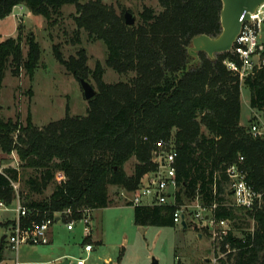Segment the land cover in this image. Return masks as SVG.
Instances as JSON below:
<instances>
[{"label": "trees", "instance_id": "16d2710c", "mask_svg": "<svg viewBox=\"0 0 264 264\" xmlns=\"http://www.w3.org/2000/svg\"><path fill=\"white\" fill-rule=\"evenodd\" d=\"M18 4L51 24L64 6L73 5V44H79L80 31H86L89 38L105 44L108 67L119 75H133L106 83L99 66L89 70L82 47L64 59L54 45L55 58L75 78L86 79L92 73L96 94L87 100L85 114H66L43 127L34 125L29 114L24 123L0 117V153L15 151L20 162L18 167L2 168L0 198L7 205L13 201L11 181H18L21 168L32 170L25 180L26 200L20 196L29 209L23 222L68 208L78 217L84 207H107L109 187L137 189L144 174L158 170L156 142L171 139L176 151L174 200L165 205H134V224L174 225L173 212L182 199L198 197L216 220L231 225L224 242L233 254L219 264H264V136H254L250 125L239 122L240 80L224 62L237 57L231 51L212 58L199 52L198 60L188 66L193 59L187 51L191 39L220 33L221 1L158 0L159 11L144 6L138 22L126 25L123 15L100 0H0V19ZM27 39L23 55L19 37L2 40L0 35V82L7 67L15 75L24 68L33 76L40 49L31 35ZM243 84L249 90L250 107L261 112L264 123V65L246 76ZM131 158L134 168L126 174L124 165ZM233 164L261 192V208L249 211L232 204L226 169ZM57 171L64 175L61 182L54 180ZM49 187L46 199H31L30 193L40 194ZM243 215L253 219L254 227L237 237L232 231L242 227ZM2 249L3 243L0 260Z\"/></svg>", "mask_w": 264, "mask_h": 264}, {"label": "rangeland", "instance_id": "374dc122", "mask_svg": "<svg viewBox=\"0 0 264 264\" xmlns=\"http://www.w3.org/2000/svg\"><path fill=\"white\" fill-rule=\"evenodd\" d=\"M94 0H80L86 3ZM102 4L112 8L117 15H123L129 11L138 22L139 13L144 6L160 10L158 0H100ZM75 7L66 5L62 8V14L51 24L40 16L32 14L24 4L14 6L3 19H0L1 39L9 37L20 38L21 51L25 55L27 52V37L31 35L38 43L40 49L39 65L35 69L32 77L21 68L17 75L13 74L10 67L5 69L4 76L0 82V117L18 119L25 122L27 115L38 127H43L49 122L63 118L66 114L83 115L88 107L84 98L82 88L77 78L69 73L65 67L57 61L54 55V45L59 46V51L64 59L74 55L76 50L82 47L86 53V64L90 71L97 66L103 70L102 79L106 83L125 81L127 77L133 75H119L108 67L106 60L105 44L99 39H91L86 31H80L79 44H73L74 30L76 28L73 15ZM32 32V33H31ZM259 40L264 48V20L260 26ZM87 81L96 89L95 79L90 72ZM240 123L243 126L250 124H261L262 114L249 105V90L240 80ZM20 164L15 151L9 154L0 153V168L12 166L18 167ZM135 159L131 158L124 165L126 174H131L134 168ZM17 192L25 201L28 189L25 184L26 178L32 172L31 169L19 168ZM61 171L55 173V182L61 175ZM147 174L141 178L144 185ZM138 187V188H139ZM49 187L42 193H30L31 199L41 201L48 197L51 192ZM29 194V193H28ZM123 194V195H122ZM125 195L128 192L122 187L110 186L109 197L112 202H126ZM232 199V198H231ZM174 200L171 198L169 201ZM142 204L147 205L153 201L152 195L142 196ZM195 200L182 199L178 204L183 210L186 227L181 223L174 225L138 226L132 220V207L117 203L98 212L99 219H95L97 231L102 233V245H94L91 251L92 256L86 259V264H103V258H109L111 264H152L153 259L157 264H219L221 260H227L230 252L225 243L217 242L212 236V230L201 220L193 219V207ZM13 200L7 205V209H0V223L6 219L15 218ZM183 205V206H181ZM97 214V213H96ZM240 229H234L232 233L240 237L242 231L252 230L254 221L243 215L239 222ZM61 220L54 221L52 227L61 226ZM228 227L231 228V225ZM78 225V230H81ZM77 230V231H78ZM8 231L7 226L0 224V243H3L2 255L4 261L1 264H15V252L6 247V240L1 238ZM78 234V232H77ZM80 237L74 240L68 238L64 232L57 234L52 245H26L25 255L18 256V261H39L44 260L53 254L57 249L68 251L69 264L76 263V257H85L84 252H80ZM78 250V251H76ZM61 251V253L63 252ZM18 252H20L18 250ZM98 252V254H96ZM90 255V254H89ZM97 255L99 258L96 259ZM64 261V258L57 263Z\"/></svg>", "mask_w": 264, "mask_h": 264}, {"label": "built area", "instance_id": "2783aa9c", "mask_svg": "<svg viewBox=\"0 0 264 264\" xmlns=\"http://www.w3.org/2000/svg\"><path fill=\"white\" fill-rule=\"evenodd\" d=\"M264 20V3L261 4L255 13L250 14V18L243 22L241 29L232 44L230 51L237 57V61L225 60L227 68L238 76L239 80L253 73L256 68L264 65V50L260 40V26ZM250 130L254 136H264V123L250 124ZM173 141L169 139L160 140L156 142V149L154 155L156 156L159 166L156 172L147 174V180L144 185L128 192L125 195L126 202L131 205H141L142 196L152 195V204L165 205L170 204L169 201L173 198L176 188L174 159L176 151L173 147ZM242 156L239 157L238 162H241ZM2 172V168H0ZM226 173L229 176V188L232 192V204L235 207L243 208L245 210L254 211L262 206V194L256 191L253 186L246 180L245 173L239 168L238 164H233L227 167ZM64 180V175L61 173L58 182ZM11 186L14 190V201L16 205L14 210L16 212L15 218L11 221L6 233L7 247L17 253L18 250L27 244L39 245L47 244L49 242L48 232L50 226L55 219L64 218L66 220L67 229H72L77 223L81 224L82 230L88 234L92 224V210L89 207H84L80 210V216L73 217L71 210L65 209L54 213L52 216H45L40 220H31L23 222L29 209L22 204V200L17 192L18 182L11 181ZM123 195V194H122ZM173 202V201H172ZM183 206V205H181ZM215 206V205H213ZM0 209H7V204L0 198ZM193 219L195 221L201 220L207 227L212 230V236L217 242H224L228 235L230 228L228 222L224 219L216 220L210 211L202 205L198 197L195 198L193 207ZM183 210L177 207L173 212V222L181 223ZM225 247H229L227 242H224ZM91 244H85L84 249L90 251ZM85 259H77L75 264H84Z\"/></svg>", "mask_w": 264, "mask_h": 264}, {"label": "water", "instance_id": "95a60500", "mask_svg": "<svg viewBox=\"0 0 264 264\" xmlns=\"http://www.w3.org/2000/svg\"><path fill=\"white\" fill-rule=\"evenodd\" d=\"M220 26L221 31L216 36L199 34L191 39V45L187 48L192 61V65L198 60V53L203 52L212 58L215 54L230 51L235 37L239 33L244 21L250 18L251 13H255L264 0H220ZM124 23L132 25L135 19L129 11L123 13ZM32 33V32H31ZM79 83L83 91L84 98L89 100L96 94V89L84 78H79ZM181 225L186 227L184 215H182ZM6 235L3 236L4 239ZM152 264H157L153 259Z\"/></svg>", "mask_w": 264, "mask_h": 264}, {"label": "crops", "instance_id": "0c3cea01", "mask_svg": "<svg viewBox=\"0 0 264 264\" xmlns=\"http://www.w3.org/2000/svg\"><path fill=\"white\" fill-rule=\"evenodd\" d=\"M241 102V101H240ZM240 122V121H239ZM241 124V123H240ZM117 203H121V204H124V205H129L128 203L129 202H120V201H116V202H110L109 205L107 207H110L112 205H117ZM143 205V204H141ZM147 205H153L152 203L150 204H147ZM132 207V220H133V211H134V208H133V205H129ZM107 207H103V208H96V209H93L92 210V224H91V228H90V231L88 234H85L83 232V230H78V225L81 226V224L77 223L73 226L72 229H67L66 227V220L64 218H56V220H61L63 222V224L59 227H55L53 228L52 225L50 226V229H49V232H48V237H49V242L47 244H43V245H52V243L54 242V238L56 237L57 234H60L61 232H64L66 234V236L68 238H71L72 240H74L76 238V236L80 237L81 239V242L79 243L81 245L80 247V252H84L85 253V257H81L80 255H78L76 257V260L77 259H86L89 257L92 256V253L91 251L94 249V245H102L103 244V241H102V233L98 232L97 231V225L98 223H95V219H99V216H98V212H101L103 209H106ZM97 213V214H96ZM14 218L12 219H6L5 221H3V223H0L2 224L3 226H9V224L11 223V221L13 220ZM54 223V222H53ZM134 223V221H133ZM139 226V225H138ZM82 228V226H81ZM78 230V231H77ZM78 232V234H77ZM6 235V234H4ZM3 235V236H4ZM2 236V238H3ZM1 238V241L3 242L5 240ZM1 244V243H0ZM85 244H91L92 245V248L90 251H86L84 249V246ZM27 245H33V244H27ZM6 247H7V244H6ZM26 245H23L19 251L20 252H17L15 253V264H69V259L65 258V256H68V251H63L65 249H57L56 251L53 252V254L51 255V257L47 258V259H44V260H39V261H18L17 260V257L20 255V256H24L25 255V251H26ZM8 248V247H7ZM61 251H63L61 253ZM78 251V250H76ZM90 254V255H89ZM96 254H98V252H96ZM61 258H64V261L61 262V263H57L58 260H60ZM99 258V255H97L96 259ZM4 261V256L2 255V259L0 260V264L3 263ZM84 264H86L84 262ZM103 264H111L110 262V259L109 258H103Z\"/></svg>", "mask_w": 264, "mask_h": 264}]
</instances>
